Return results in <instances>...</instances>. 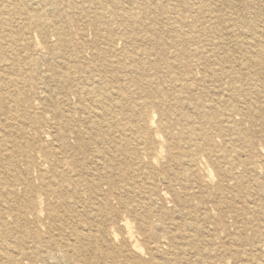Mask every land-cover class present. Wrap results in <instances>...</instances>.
Returning <instances> with one entry per match:
<instances>
[{"label":"rangeland","instance_id":"374dc122","mask_svg":"<svg viewBox=\"0 0 264 264\" xmlns=\"http://www.w3.org/2000/svg\"><path fill=\"white\" fill-rule=\"evenodd\" d=\"M114 1V6L111 4L103 11L106 24L96 21L100 10L93 0H56V12L44 3L34 4L39 8L38 13L42 11L51 21L39 30L29 26L24 15H16L20 1L0 0V19L9 18L14 31L21 27V42L9 44L4 41L0 26V40L4 42V47L0 48V88L17 95L19 90L15 84H18L21 92L18 111L10 101L4 104L5 112L0 110V118L7 119V132L12 135L15 146L12 152L15 167L10 159L11 145L3 151L0 163V233L8 236L0 243V251L26 232L33 233L34 226L16 223L14 209L10 210L9 204L2 200H21L22 205L28 184L32 187L30 198L42 209V215L49 206L59 217L68 215L75 221L90 224L92 234L102 224L104 233L93 252L86 250L78 257L60 252L62 245L71 246L75 239L68 235L67 229L56 231L53 239H42L34 245L29 243L31 238L23 237L38 253L24 260L13 259L11 264H81L83 259L90 260V264H117L118 259L124 263L129 256L132 257L129 262L139 261V264H148L150 258L165 260V264H264V64L260 67L259 62H255L264 57V0H185L190 5L188 10L177 0ZM159 2L164 12L150 4ZM28 3V0L21 2V8ZM201 7L205 10L200 11ZM127 15L128 21L123 19ZM182 49L185 55L178 58L177 53ZM62 66L68 69L63 70ZM18 70V81L14 84L13 73ZM63 73H69L70 79ZM106 77H112L110 84L114 88H111L114 94L103 103L108 110V125L92 131V124L83 117L88 113L87 107L91 111L95 109L93 97L100 96L91 90L101 88L102 79ZM58 113L68 119L61 128L63 136L54 125V120H60ZM147 121L154 122L152 131L159 139L155 142L148 139L149 152L141 157L142 165L137 167L133 162L137 157L136 142L131 132ZM104 129L109 131V138L94 144ZM77 130L92 132V141L79 137ZM114 144L126 151L123 155L116 154L112 162L115 188L112 180L111 183L105 178L106 183L101 182L99 188L102 201L104 199L100 203L95 194L87 190L88 184H84L75 195L66 198L69 205L63 206L53 191L51 164L60 160L61 170L72 164L83 173L85 183L93 171L94 150L102 151ZM170 154L180 159L192 156L196 162L191 166H178ZM69 175L65 186L74 178ZM208 176L209 184L201 187L202 180ZM116 177L120 183L124 182L120 184ZM11 178L14 180L12 192L3 186L13 184ZM44 184L48 187H43ZM37 197L43 200L42 206L37 205ZM145 206L148 212L143 213ZM96 209L106 211L103 223H92ZM169 215L173 220H169ZM27 220L30 222L32 217L28 215ZM114 220H118L117 223ZM122 223H127L132 231V243L139 248L134 254L139 257L127 252ZM41 229L40 232L45 233V228ZM48 253L54 254L52 261L47 258ZM0 264H7L6 260Z\"/></svg>","mask_w":264,"mask_h":264},{"label":"bare ground","instance_id":"6f19581e","mask_svg":"<svg viewBox=\"0 0 264 264\" xmlns=\"http://www.w3.org/2000/svg\"><path fill=\"white\" fill-rule=\"evenodd\" d=\"M16 1H20V5H19V7H18V9H17V14L16 15H24V17L26 18V20H27V22H28V24H29V26H32V27H35V28H39V30H40V28H43V27H45L46 25H48V24H50V20H49V18L45 15V14H43L42 13V11H40L39 13H38V9L36 8V7H34L33 5L35 4V5H37V6H39V4L40 3H44L45 4V6H48L49 8H50V10H52L53 12H56V11H58V6H57V2H56V0H28V5H26V6H24L23 8H21V2H25L26 0H16ZM178 1V3H180L181 4V6H183L184 8H186L187 10L190 8V5H189V3H187L185 0H177ZM31 2V3H30ZM93 2L94 3H96V4H98V6H99V9L98 10H100V12L99 13H97V18H96V21L97 22H100V23H102V24H106V21L104 20V12L103 11H105V10H107V9H109V7H111V4L114 6V0H93ZM23 4V3H22ZM142 4V3H141ZM151 5H155L156 6V9H160L161 8V10H162V12H164V8L162 7L163 6V4H161V2H159V3H150ZM205 10V8L204 7H201L200 8V11H204ZM263 12V11H262ZM55 18V17H54ZM129 15H127V16H125L123 19H125V20H129ZM132 18V17H131ZM137 20V19H136ZM114 21V20H113ZM130 22H133V21H130ZM137 22V21H136ZM90 23V22H89ZM135 23V22H134ZM66 24V23H65ZM137 24H138V22H137ZM207 24V23H206ZM91 25V24H90ZM130 25H131V23H130ZM140 25V24H139ZM146 25V24H145ZM0 26H1V28H2V30L1 31H3L2 32V34L4 35L3 36V39H4V41L5 42H8L9 44H16V43H19V42H21V27H18V30H12L13 28H12V21L8 18V19H0ZM137 27H138V25H136ZM136 26H135V28H136ZM66 27V26H65ZM89 27H92V26H89ZM133 27V26H132ZM128 28V27H127ZM135 30V29H134ZM14 31V32H13ZM59 31V30H58ZM133 31V30H132ZM131 31V32H132ZM136 31V30H135ZM141 31V30H140ZM203 32V31H202ZM140 33H142V32H140ZM58 34V33H57ZM64 35V34H63ZM119 35V34H118ZM140 35V34H139ZM144 35V34H143ZM243 35V34H242ZM135 36V35H134ZM137 36V35H136ZM139 38L141 37V36H138ZM138 38V39H139ZM244 38H246V37H244ZM125 39H127V38H125ZM180 40H182V38H179ZM183 39H185V38H183ZM250 40H251V38H250ZM140 41V40H139ZM146 41V40H145ZM184 41V40H183ZM189 41V40H188ZM41 42V41H40ZM80 42V41H79ZM129 42V41H128ZM127 42V44H129ZM3 43L4 42H2L1 40H0V48H3L4 46H3ZM32 43H33V40H32ZM131 44V47H132V42H130ZM144 43H146V42H144ZM182 43V42H181ZM133 44H135L134 42H133ZM239 44V43H238ZM119 45V44H118ZM130 45H129V47H130ZM143 45V44H142ZM16 46V45H15ZM31 46V45H30ZM105 46H106V44H105ZM109 46V45H108ZM116 46V45H115ZM128 46V45H127ZM120 47V46H119ZM134 48V47H133ZM132 48V49H133ZM137 48H138V46H137ZM136 48V49H137ZM142 48V47H141ZM46 49V48H45ZM169 49V48H168ZM30 50V49H29ZM129 50V49H128ZM144 50H146V48L144 49ZM156 50V49H155ZM160 50V49H159ZM129 51H131V50H129ZM147 51V50H146ZM40 52V51H39ZM133 52V51H132ZM135 53V52H134ZM134 53H131V54H134ZM140 53H142V51H140ZM130 54V55H131ZM158 54V53H157ZM49 55H50V52H49ZM59 54H57V56H58ZM129 55V56H130ZM138 55H141V54H138ZM148 55V54H147ZM184 55H185V52L183 51V49L182 50H180V51H178V53H177V57L178 58H183L184 57ZM256 56V55H255ZM132 57V56H131ZM56 58H59V57H56ZM64 58V57H63ZM250 58V57H249ZM257 58V57H256ZM60 59V58H59ZM82 59V58H81ZM258 60L257 61H255L256 62V64H258V62H259V66L261 67V66H263V64H264V57L263 56H261V57H259V58H257ZM64 60V59H63ZM251 60V59H250ZM46 61V60H45ZM148 61V60H147ZM153 61V60H152ZM107 62V64L109 63V61H106ZM47 63V62H46ZM45 63V64H46ZM60 63V62H59ZM104 63V62H103ZM49 63H47V65H48ZM50 64H51V62H50ZM49 64V65H50ZM107 64H105L106 66H107ZM151 64V63H150ZM6 65V64H5ZM9 65V64H8ZM47 65H45V66H47ZM114 65V64H113ZM123 65H124V63H123ZM169 65V68H172V64H168ZM108 66H110L109 64H108ZM115 66V65H114ZM138 66V65H137ZM48 67H50V66H48ZM100 67V66H99ZM124 68V67H123ZM62 69L63 70H67L68 68L66 67V69H65V66H62ZM109 69V68H108ZM120 69V68H119ZM135 69V68H134ZM138 69H139V67H138ZM263 69H264V67H263ZM70 70H71V68H70ZM79 71V70H78ZM135 71V70H134ZM133 71V72H134ZM139 71V70H138ZM262 71H264V70H262ZM20 72V70H18V71H16L15 73H13V74H15V79L13 80V83L15 84V82H17L18 81V79H17V77H16V74L17 73H19ZM46 72V71H45ZM50 72V71H49ZM64 72H66V71H64ZM97 72V71H96ZM99 72V71H98ZM101 72V71H100ZM125 72V71H124ZM123 72V74H125ZM118 73V72H117ZM120 73V72H119ZM166 73V72H165ZM130 74H131V72H130ZM138 74V73H137ZM140 74H141V72H140ZM55 76H58V75H56V74H54ZM63 76H65L66 77V79H70V74L69 73H63L62 74ZM152 75V74H151ZM115 76V75H114ZM117 76V75H116ZM115 76V77H116ZM140 76V75H139ZM105 77V76H104ZM2 78V77H1ZM114 78V77H113ZM122 78V77H121ZM133 78V77H132ZM62 80H64V78L62 79ZM112 80V77H106L105 79L103 78L102 79V85L103 86H101V88H99V89H92L90 92L91 93H100V96H98V97H93V99H94V104L96 105V107H95V109L93 110V111H91L90 110V108H88L87 107V111H88V113L86 112V116L85 117H83L86 121H89L92 125H91V130L93 131V130H95L97 127L98 128H100L99 130H102V128H103V126H106L107 127V125H108V120H106V116H107V113H108V110L103 106V103L104 102H106L108 99H109V97H111V95H113L114 94V92L113 91H111V88H113L112 87V84H110V81ZM114 80V79H113ZM160 80V79H159ZM118 81V80H117ZM138 81H139V78H138ZM161 82V81H160ZM45 83V82H44ZM43 83V84H44ZM42 84V85H43ZM18 84H15V88L17 89V90H19L18 92H17V95H14V94H12V93H10V92H8L7 91V89L6 88H0V110H4V112H5V105L4 104H6V103H8V101H10V102H12V103H14V105L16 106V110L18 111V109H19V106H20V102H21V92H20V88H18V86H17ZM179 86V85H178ZM43 88V87H42ZM209 88V87H208ZM114 89V88H113ZM202 91H203V89H202ZM120 92H122L121 90H120ZM262 92V91H261ZM116 93V92H115ZM52 94V93H51ZM50 94V95H51ZM122 93H120V95H121ZM257 94V93H256ZM116 95H117V93H116ZM52 96V95H51ZM220 96V95H219ZM256 96V95H255ZM262 96V95H261ZM150 98V97H149ZM176 98V97H175ZM196 98V97H195ZM262 98V97H261ZM111 99V98H110ZM177 99V98H176ZM216 100V99H215ZM178 101V100H177ZM176 101V102H177ZM111 102V101H110ZM222 102V101H221ZM187 103V102H186ZM55 105V104H54ZM178 105V104H177ZM199 105V104H198ZM107 106V105H106ZM204 106H205V104H204ZM118 107V106H117ZM263 107H264V105H263ZM177 109H178V106H177ZM181 109V108H180ZM192 109V108H191ZM82 110V109H81ZM264 110V109H263ZM112 111V110H111ZM178 111V110H177ZM237 111V110H236ZM125 112V111H124ZM164 114V113H163ZM200 114H202V113H200ZM260 114V113H259ZM58 115L60 116V120H54V125H55V127L58 129V131H59V133L63 136V133L61 132V128L68 122V119L67 118H64V117H66L63 113H58ZM257 115H258V112H257ZM260 115H262V114H260ZM114 116V115H113ZM219 116V115H218ZM154 117V116H153ZM180 117H181V115H180ZM62 118H64V120H62ZM111 118H114V117H111ZM155 118V117H154ZM153 118V119H154ZM217 118V117H216ZM230 118H231V116H230ZM258 118V117H257ZM80 119V118H79ZM107 119H109V118H107ZM178 119V118H177ZM194 119V118H193ZM195 119H196V116H195ZM218 119V118H217ZM192 120V119H191ZM215 120V119H214ZM230 120V119H229ZM179 121H180V119H179ZM245 121V120H244ZM253 121V120H252ZM110 123V122H109ZM154 122L153 121H147V122H144L143 124H141V125H137L135 128H134V130L131 132V134H132V136H133V139H134V141L136 142L135 144H134V147H135V150H136V152H137V157L135 158V161H133L134 162V165L135 166H137V167H139V166H141L142 165V160H141V157L142 156H147V154H148V152H149V149H148V146H147V141H148V139L150 138V139H152V141L153 142H155V141H158V139H159V137H158V134L157 133H155V132H153L152 131V127H153V124ZM211 123H213V122H211ZM53 124V123H52ZM129 124V123H128ZM193 124H195V123H193ZM251 124V123H250ZM0 125L2 126V129L0 130V163L3 161L2 160V157H3V151H5V149L6 148H8L9 147V145H11V149L13 148V150L11 151V154H10V159H11V163H12V167H15L14 165H13V163L15 162V160H14V156L12 155V152L14 151V148H15V146H14V142H13V140H12V135H10V133L9 132H7V128L9 129V125L7 124V119H5L4 117L3 118H0ZM132 125V124H131ZM162 125L163 124H161V127H162ZM165 125V124H164ZM199 125V124H198ZM211 125V124H210ZM122 126V125H121ZM159 126V125H158ZM192 126V125H191ZM195 126V125H194ZM129 127V126H128ZM196 127V126H195ZM209 128H210V126H209ZM226 128H227V126H226ZM185 129V128H184ZM187 129V128H186ZM195 129H197V128H195ZM202 129H204L203 127L201 128V130ZM252 129V128H251ZM258 129H260V128H258ZM105 130V129H104ZM190 130V129H189ZM201 130H199V131H201ZM210 130V129H209ZM252 130H254V128L252 129ZM257 130V129H256ZM161 131L163 132V130L161 129ZM164 131H166V130H164ZM168 131H169V129H168ZM178 131V130H177ZM215 131V130H214ZM187 132V131H186ZM186 132H185V134H186ZM199 133L198 131H195V133ZM211 132V131H210ZM209 132V133H210ZM161 133V132H160ZM177 133H179V132H177ZM188 133V132H187ZM189 133H191V132H189ZM196 133V134H197ZM218 133H219V131H218ZM262 133V132H261ZM76 134L79 136V137H82L83 139H86V140H90V141H92V132H89V131H81V130H77L76 131ZM182 134V133H181ZM181 134H180V136H181ZM192 134V133H191ZM190 134V135H191ZM251 134V133H250ZM176 135V134H175ZM205 135V134H204ZM207 135V134H206ZM222 135H225V134H223L222 133ZM221 135V136H222ZM242 135V134H241ZM257 135V134H256ZM109 131H107V130H105V131H100V133H99V135H98V139L97 140H95L94 141V144H97V143H99V142H102V141H104V140H107L108 138H109ZM164 136V135H163ZM203 136V135H202ZM220 136V135H219ZM220 136V137H221ZM185 137V136H184ZM194 137H196V136H194ZM193 137V139H195ZM209 137V136H208ZM224 137V136H223ZM241 137V136H240ZM243 137V136H242ZM253 137V136H252ZM161 139H163L162 137H160ZM166 138V137H165ZM180 138V137H179ZM181 138H182V136H181ZM213 138V137H212ZM168 139V138H167ZM184 139H186V137L184 138ZM184 139H183V141H182V144H183V142H184ZM214 139H215V136H214ZM231 139V138H230ZM244 139V138H243ZM12 140V141H11ZM169 140V139H168ZM178 140V139H177ZM182 140V139H181ZM211 140V139H210ZM176 141V140H175ZM191 141H193V140H191ZM195 141V140H194ZM196 141H197V139H196ZM195 141V142H196ZM213 141V140H212ZM227 139H226V143H227ZM172 142V141H171ZM170 142V143H171ZM181 141L179 140V143H180ZM201 142V141H200ZM211 142V141H210ZM173 143V142H172ZM179 143H178V145H179ZM213 142H211V144H212ZM231 143V142H230ZM257 143V142H256ZM261 143V142H260ZM126 145H128L127 143H125ZM124 144V145H125ZM165 144H166V142H165ZM168 144V143H167ZM174 144V143H173ZM185 144H186V142H185ZM188 144V143H187ZM125 145V146H126ZM169 145V144H168ZM196 145V144H195ZM193 146V147H195L196 148V146ZM201 145V144H200ZM234 145V144H233ZM256 145V144H255ZM175 146H176V143H175ZM190 146V145H189ZM254 146V145H253ZM165 148L167 147V146H164ZM173 147H174V145H173ZM178 147V146H177ZM176 147V148H177ZM185 147H187V146H185ZM192 147V146H191ZM81 148V147H80ZM188 148H190V147H188ZM230 148V147H229ZM18 149H21V146H19L18 147ZM78 149H79V147H78ZM129 149V148H128ZM155 149H156V147H155ZM155 149H154V151H155ZM160 149V148H159ZM162 150H164V148H161ZM160 149V151H162ZM172 150H173V148H171ZM253 149V148H252ZM88 150V149H87ZM127 150V149H126ZM177 150V149H176ZM187 150V149H186ZM192 150V149H191ZM193 150H194V148H193ZM192 150V151H193ZM201 150H203V149H201ZM207 150V149H206ZM221 150V149H220ZM157 151H158V153H159V150L157 149ZM125 153L126 151H125V149L124 148H122L121 150H120V148L118 147V145L117 144H114V146H108L106 149H104V150H102V151H100V150H94V152H93V154H92V165H93V171L92 172H90L89 174H88V176H89V179L88 180H86V182L84 183L83 182V173L81 172V171H79V170H77L75 167H73V165L72 164H70L69 162V164H70V168H67V169H65V168H63L62 170H61V168H60V160H58L57 162H54V164H51V168H50V170H52V173H53V178H54V182L52 183V186H53V191L56 193V194H58V197H60V199H61V203L63 204V206H67V205H69V203H68V201L66 200V198H68V197H72L73 195H75L76 193H77V189H78V187L79 186H82V185H84V184H88L87 185V190H89V191H91V193H93V194H95L94 195V197H95V199H96V201H98V202H103L104 201V199H103V201H102V199H101V193H100V186H101V182H105L106 183V181L104 180L105 178H107V180L109 181V182H111V180H112V176L114 177L115 175H114V169H113V164H112V162L114 161V158H115V156H116V154L117 155H121L122 153ZM152 152V151H151ZM174 152V151H173ZM172 152V153H173ZM186 152V151H185ZM87 153V152H86ZM158 153H156L157 155H158ZM164 153V152H163ZM209 153V152H208ZM244 152L242 151V154H243ZM256 153V152H255ZM59 154V153H58ZM177 154V153H176ZM192 154V153H191ZM211 154H212V152H211ZM241 153H240V155H242ZM123 155V154H122ZM135 155V154H134ZM155 155V154H154ZM153 155V156H154ZM162 155V154H161ZM175 155V154H174ZM174 155H172V154H170V156H171V159H172V161L176 164V165H178V166H183V165H188V166H191V165H193V164H195V162H196V159L195 158H193L192 156H190V157H187V159L186 158H184V159H180V157H173ZM207 155V154H206ZM231 155V154H230ZM247 155V154H246ZM88 156V155H87ZM159 156V155H158ZM166 156V155H165ZM125 157V156H124ZM154 157H157V156H154ZM162 156H160V158H161ZM212 158H213V156H211ZM243 157L245 158V155H243ZM158 158V157H157ZM164 158H166V157H164ZM201 158V157H200ZM207 158V157H206ZM239 158V157H238ZM144 159H146V158H144ZM150 159V158H149ZM215 159V158H214ZM230 159V158H229ZM234 159V158H233ZM245 159H248V158H245ZM44 160V159H43ZM155 160V159H154ZM157 160V159H156ZM201 159H199V161H200ZM216 160V159H215ZM214 160V161H215ZM231 160V159H230ZM238 160H241L240 158L238 159ZM252 160V159H251ZM254 160H256V159H254ZM199 161L197 162V163H199ZM217 161H219V160H216V163H218ZM224 161H226V160H224ZM233 161V160H232ZM237 161V160H236ZM242 161V160H241ZM260 161H261V157H260ZM150 162V161H149ZM156 162V161H155ZM240 162V161H239ZM244 162H247V161H244ZM243 162V163H244ZM226 163V162H225ZM241 163V162H240ZM257 163V162H256ZM164 164H166L165 162H164ZM227 164V163H226ZM237 164V163H236ZM239 164V163H238ZM260 164H262V163H260ZM171 165V164H170ZM217 165V164H216ZM240 165V164H239ZM238 165V166H239ZM247 165V164H246ZM252 165V164H251ZM220 166V165H219ZM243 166V165H242ZM241 166V167H242ZM248 166H250V164L248 165ZM261 166V165H260ZM244 167V166H243ZM171 168H172V166H171ZM236 168V167H235ZM245 168V167H244ZM124 169V168H123ZM122 169V170H123ZM176 169V168H175ZM178 170H179V168H177ZM182 169V168H181ZM222 169V168H221ZM231 169V168H230ZM229 169V170H230ZM246 169H248V168H246ZM251 169V168H250ZM173 170V169H172ZM241 171H242V169H241ZM250 171V170H249ZM229 172V171H228ZM244 172H245V170H244ZM230 173L231 172H229V173H227V174H229L230 175ZM242 173V172H241ZM240 173V174H241ZM247 173V172H246ZM69 174H72L73 176H74V178L73 179H71V181H70V185H63V184H65L64 182H66V176L68 175V176H70ZM173 174V173H172ZM179 174H181L180 172H179ZM234 174H236V173H234ZM4 175V174H3ZM145 175V174H144ZM178 175V174H177ZM176 175V176H177ZM191 175H192V173H191ZM194 175V174H193ZM192 175V176H193ZM14 176V175H13ZM17 176V175H16ZM134 176V175H133ZM173 176V175H172ZM171 176V177H172ZM239 177H240V175H238ZM242 176V175H241ZM244 176V175H243ZM262 176V175H261ZM131 177V176H130ZM171 177H170V179H171ZM195 177V176H194ZM224 177H226V176H224ZM235 177V176H234ZM259 177H260V175H259ZM259 177L257 178V179H259ZM13 178V177H12ZM11 178V179H12ZM101 178H102V180H101ZM117 178V180H118V182L120 181L119 179H118V177H116ZM120 178H121V176H120ZM133 178V177H132ZM131 178V179H132ZM136 178V177H135ZM209 176L207 177V179H205V180H202V182H201V184L203 185H201V187H207V185L209 184ZM241 178H243V177H241ZM247 178L249 179V177L247 176ZM96 179H98V181H95ZM123 179V178H122ZM122 179H121V181H122ZM125 180H126V178H124ZM182 179V178H181ZM194 179H196V178H194ZM201 179H203V178H201ZM233 179V178H232ZM245 179V178H244ZM13 180V179H12ZM114 180V179H113ZM113 180H112V182H113ZM128 181H127V183L129 182V179H127ZM147 180H148V178H147ZM178 180H179V178H178ZM231 180V179H230ZM249 180H251V179H249ZM20 181V184H21V180H19ZM85 181V180H84ZM164 181V180H163ZM172 181V180H171ZM201 181V180H200ZM199 181V182H200ZM247 181V180H246ZM2 182V181H1ZM16 182H18V181H16ZM111 182V183H112ZM122 182H124V181H122ZM121 182V183H122ZM134 182V181H133ZM147 182V181H146ZM170 182V181H169ZM168 182V183H169ZM193 182V181H192ZM198 182V181H197ZM239 182H241V181H239ZM115 183H116V181H115ZM114 182H113V184H114V188H115V186H116V184H115ZM120 183V182H119ZM120 183V184H121ZM130 183V182H129ZM145 183V182H144ZM148 183V182H147ZM166 183H167V181H166ZM165 183V184H166ZM189 183V182H188ZM245 183V182H244ZM1 184H3V183H1ZM146 184V183H145ZM149 184V183H148ZM151 184V183H150ZM197 184H199V183H197ZM106 185V184H105ZM123 185H124V183H123ZM126 185V184H125ZM134 185V184H133ZM132 185V186H133ZM138 185V184H137ZM147 185V184H146ZM199 185V186H200ZM3 186H5L7 189H8V191H10V192H12V186H14V180H13V184H3ZM112 186V185H111ZM118 186L120 187V186H122V185H119L118 184ZM117 186V187H118ZM144 186V185H143ZM216 186H218V185H216ZM220 186V185H219ZM43 187H45V188H47L48 187V185H45L44 184V186ZM105 187V186H104ZM136 188H138L137 186H135ZM135 187H134V189H135ZM25 188H26V191H25V198L23 199V201H22V205H21V200H17V201H9L8 199H2V200H5L8 204H9V209L10 210H13L14 209V219H15V221H16V223L17 224H19L20 222L21 223H23V224H29V225H31L32 226V228H33V226H34V230H33V233L31 234V232H26V235H24V236H21V238L20 239H18L17 238V240H15V242H13L12 244H10V245H7L2 251H0V262L2 261V260H6V263L7 264H11L12 263V261H13V259H20V260H24V259H28V258H30V257H32L34 254H37L38 253V251L36 250V249H33L32 250V247L31 246H29V243L30 244H32V245H34V244H37L40 240H42V239H53L54 238V232H56V231H60V230H62V231H64V229H67V230H69L68 232H69V234L68 235H73L74 237H75V239H74V242L72 243V245L70 246L69 244H67V245H62L60 248V252L62 253V255H63V253H67V254H70V255H72V256H76V257H78V256H80V255H82V253H83V251H86V250H88V251H90V252H93L94 251V248L96 247V245H99V243L101 242V241H99L100 240V236H101V234H103L104 232H103V230H102V224H99V223H103L104 222V218L106 217V211H104V210H98V209H96V210H98V211H94V213H93V215H92V219H91V221H92V223L93 222H95L96 224L98 223L99 224V227L100 228H98L93 234L90 232V229H91V226H90V224H86L85 222H79V221H75L74 220V218H69L68 217V215H62L61 217H59V213H57L56 212V210L55 209H53V208H51V207H49V206H47L46 208H45V213H44V215H42V212H41V210H40V208H38L36 205H34V201L30 198V194L32 193V187L31 186H29L28 184H26V186H25ZM113 188V187H112ZM113 188V189H114ZM129 188V187H128ZM112 189V190H113ZM141 189V188H140ZM140 189H139V191H140ZM111 190V192H109L110 194L113 192ZM116 190H117V188H116ZM118 190H119V188H118ZM122 190H124V191H126V189H122ZM115 191V190H114ZM121 191V190H120ZM138 191V190H137ZM138 191V192H139ZM183 191V190H182ZM130 192V191H129ZM132 192H133V190H132ZM131 192V193H132ZM142 192V191H141ZM262 192H264V191H262ZM262 192H260V193H262ZM116 193H117V191H116ZM124 193V192H123ZM143 193H145V192H143ZM205 193V192H204ZM9 194V193H8ZM140 194V193H139ZM138 194V195H139ZM146 194V193H145ZM181 194V193H180ZM183 194V193H182ZM103 195V194H102ZM117 195V194H116ZM122 195V194H121ZM138 195H137V197H138ZM175 195V194H174ZM263 195V194H262ZM113 196H115V195H113ZM112 196V197H113ZM126 196V195H125ZM133 196H135V195H133ZM144 196V195H143ZM63 197H65V198H63ZM85 197V196H84ZM111 197V196H110ZM109 197V198H110ZM116 197V196H115ZM131 197V196H130ZM137 197H135V198H137ZM141 197V196H140ZM145 197V196H144ZM1 198L2 197H0V200H1ZM105 198V197H104ZM107 198H108V196H107ZM108 198V199H109ZM121 198V197H120ZM142 198V197H141ZM141 198H139L140 200H141ZM183 198V197H182ZM114 199V198H113ZM117 199V198H116ZM119 199V198H118ZM145 200H148V198H146ZM200 200V199H199ZM37 201H38V206L39 205H43V203H42V201H41V198L40 197H37ZM117 201V200H116ZM116 201H114V202H116ZM122 201V200H121ZM126 201V200H125ZM152 201V200H151ZM176 201H178V200H176ZM16 202V203H15ZM114 202H112V204L114 203ZM123 202V201H122ZM137 202H138V199H137ZM147 202V201H146ZM185 202V201H184ZM99 203V204H100ZM118 203V202H117ZM116 203V204H117ZM124 203V202H123ZM181 203H182V201H181ZM97 204V203H96ZM141 204V203H140ZM152 204V203H151ZM183 204H185V203H183ZM183 204H181L182 206H183ZM203 204V203H202ZM201 204V205H202ZM41 205V206H42ZM102 205V204H101ZM100 205V206H101ZM146 205H148V203L146 204ZM180 205V206H181ZM187 205V204H186ZM40 206V207H41ZM103 206V205H102ZM114 206H116V205H114ZM144 206V205H143ZM179 206V205H178ZM37 207V209H38V211L35 209ZM110 207H111V205H110ZM122 207H124L125 208V206H122ZM137 207H139V206H137ZM99 208V207H98ZM113 208V207H112ZM112 208H111V210H112ZM123 208V209H124ZM100 209V208H99ZM114 209V208H113ZM116 209V208H115ZM157 209V208H156ZM178 209V208H177ZM107 210V209H106ZM109 210V209H108ZM134 210V209H133ZM145 210L146 211H144V209H143V213L144 212H148L147 211V209H146V206H145ZM58 211V210H57ZM119 211V210H118ZM142 211V210H141ZM158 211H160V209L158 210ZM179 211V210H178ZM108 212V211H107ZM117 212V211H116ZM125 213L127 212V211H124ZM123 212V213H124ZM134 212H136L135 210H134ZM140 212V211H139ZM152 212H155L156 213V211H152ZM161 212V211H160ZM28 213V214H27ZM114 213V212H113ZM118 213V212H117ZM122 213V214H123ZM124 213V214H125ZM141 213V212H140ZM151 213V212H150ZM162 213V212H161ZM110 214V213H109ZM134 214V213H133ZM157 214V213H156ZM163 214V213H162ZM172 214V213H171ZM175 214V213H174ZM178 214H180L179 212H178ZM28 215H30L31 217H32V220L29 222L28 220H27V216ZM128 215H129V213H128ZM144 215V214H143ZM147 215H148V213H147ZM147 215H146V217H147ZM150 215V214H149ZM164 215V214H163ZM181 215V214H180ZM118 216V215H117ZM135 216H139V215H136L135 214ZM170 216V215H169ZM175 216V215H174ZM179 216V215H178ZM143 217V216H142ZM145 217V218H146ZM149 217V216H148ZM167 217H168V215H167ZM28 218H30V217H28ZM110 218V217H109ZM129 218V217H128ZM155 218H157L156 216H155ZM161 218V217H160ZM159 218V219H160ZM111 219V218H110ZM138 220H139V218H137ZM148 219V218H147ZM162 219V218H161ZM170 219H172V217L170 216V218H169V220ZM103 220V221H102ZM121 221H122V219H120ZM125 219H123V221H124ZM144 220H146V219H144ZM163 220V219H162ZM166 220V219H165ZM173 220V219H172ZM180 220V219H179ZM113 221V220H112ZM115 221V220H114ZM116 221H118V220H116ZM115 221V222H116ZM142 221V220H141ZM161 221V220H160ZM79 222V223H78ZM125 222H127L128 223V221L127 220H125ZM171 222V221H170ZM180 222V221H179ZM117 223V222H116ZM115 223V224H116ZM121 223V222H120ZM127 223H122L120 226H121V228L122 229H124L125 231V237H124V243L126 244V246L128 247V249L129 250H127V252L129 251L130 253H132V255L133 256H138V255H135L134 253H137V251L139 250V248H138V246L135 244V243H132V236H131V230L129 229V227H128V225H127ZM142 223H143V221H142ZM183 223V222H182ZM181 222H180V224H182ZM61 224V225H60ZM113 224V223H112ZM168 224V223H167ZM176 224V223H175ZM166 225V224H165ZM169 225H170V223H169ZM174 226V224H171V226ZM185 225V224H184ZM4 226V225H3ZM114 226V225H113ZM112 226V227H113ZM118 226H119V224H118ZM118 226H116V227H118ZM119 226V227H120ZM157 226H159V224L157 225ZM157 226H156V228H157ZM162 226V225H161ZM186 227H188V224L186 225ZM15 228V227H14ZM13 228V229H14ZM41 228H45V233H41L40 232V230H42ZM113 228H115V227H113ZM163 228V227H162ZM174 228H176L175 226L173 227V229ZM189 228V227H188ZM190 228H192V227H190ZM110 229V228H109ZM141 229V228H140ZM159 229H160V227H159ZM168 229H170V228H168ZM19 230V229H18ZM118 230V228L116 229V231ZM172 230V229H171ZM105 231V230H104ZM174 231V230H173ZM107 232V231H106ZM112 232V231H111ZM123 232V231H122ZM159 232V231H158ZM13 233H15V232H13ZM21 233V232H20ZM193 233V232H192ZM56 234V233H55ZM122 234H124V233H122ZM121 234V235H122ZM108 235V234H107ZM7 235H6V233H0V243L1 242H5L6 240H7V238H8V236L6 237ZM16 237H17V235H16ZM23 237H25V238H31L30 239V241H29V243H27L24 239H23ZM109 237L110 238H113V235L112 234H109ZM28 238V239H29ZM115 239V238H114ZM71 241H73V240H71ZM99 242V243H98ZM61 243H62V241H61ZM121 243V242H120ZM129 243V244H128ZM214 246V245H213ZM85 248H87V249H85ZM44 251V250H43ZM42 251V252H43ZM142 251V250H141ZM141 251H140V253H141ZM123 252V251H122ZM127 252H125L124 251V253H125V256H127L126 255V253ZM123 253V254H124ZM130 253H128L129 255H131ZM139 254V253H138ZM143 254V253H142ZM147 254V253H146ZM145 255V254H144ZM179 255V254H178ZM61 256V255H60ZM90 256V255H89ZM124 256V255H123ZM122 257V256H121ZM120 257V258H121ZM139 257V256H138ZM137 257V258H138ZM43 258H45V257H43ZM47 258L48 259H51V261H52V259L54 258V254H51V253H48L47 254ZM129 258H132V257H126V259H125V262L124 261H122V262H124V263H120L119 262V259L117 260L118 262H117V264H135V263H138V262H134V261H131V262H129ZM134 258V257H133ZM95 259V258H94ZM146 259V258H145ZM160 259V258H159ZM63 260V259H62ZM97 260V259H96ZM95 260V261H96ZM143 260V259H142ZM90 261V260H89ZM89 261H86L85 259H83V260H81V264H90L89 263ZM42 262V261H41ZM63 263V262H62ZM147 263L148 264H165V260L164 261H156L155 259H149L148 261H147ZM19 264H22L21 262L19 263ZM94 264V263H93ZM115 264V263H114ZM139 264V263H138Z\"/></svg>","mask_w":264,"mask_h":264}]
</instances>
